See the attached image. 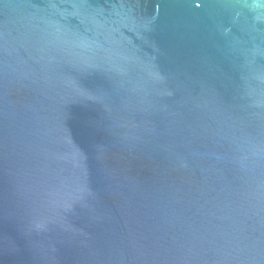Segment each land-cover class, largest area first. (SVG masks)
Segmentation results:
<instances>
[{
  "label": "water",
  "instance_id": "95a60500",
  "mask_svg": "<svg viewBox=\"0 0 264 264\" xmlns=\"http://www.w3.org/2000/svg\"><path fill=\"white\" fill-rule=\"evenodd\" d=\"M0 264H264V0H0Z\"/></svg>",
  "mask_w": 264,
  "mask_h": 264
}]
</instances>
